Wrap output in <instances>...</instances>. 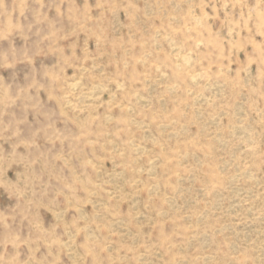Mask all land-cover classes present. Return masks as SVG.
<instances>
[{
  "label": "rangeland",
  "instance_id": "obj_1",
  "mask_svg": "<svg viewBox=\"0 0 264 264\" xmlns=\"http://www.w3.org/2000/svg\"><path fill=\"white\" fill-rule=\"evenodd\" d=\"M0 264H264V0H3Z\"/></svg>",
  "mask_w": 264,
  "mask_h": 264
},
{
  "label": "clouds",
  "instance_id": "obj_2",
  "mask_svg": "<svg viewBox=\"0 0 264 264\" xmlns=\"http://www.w3.org/2000/svg\"><path fill=\"white\" fill-rule=\"evenodd\" d=\"M3 3V0H0V4H2Z\"/></svg>",
  "mask_w": 264,
  "mask_h": 264
}]
</instances>
